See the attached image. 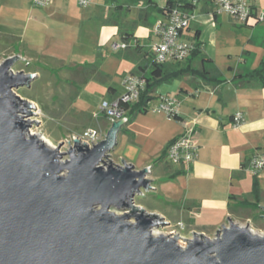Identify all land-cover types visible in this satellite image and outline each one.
Wrapping results in <instances>:
<instances>
[{
  "label": "water",
  "instance_id": "95a60500",
  "mask_svg": "<svg viewBox=\"0 0 264 264\" xmlns=\"http://www.w3.org/2000/svg\"><path fill=\"white\" fill-rule=\"evenodd\" d=\"M15 61L0 64V264H264V236L231 219L181 244L154 232L164 221L134 203L149 170L108 160L122 121L91 148L73 139L61 152L31 135V105L13 90L35 76Z\"/></svg>",
  "mask_w": 264,
  "mask_h": 264
},
{
  "label": "crops",
  "instance_id": "0c3cea01",
  "mask_svg": "<svg viewBox=\"0 0 264 264\" xmlns=\"http://www.w3.org/2000/svg\"><path fill=\"white\" fill-rule=\"evenodd\" d=\"M108 1L112 6L109 7L108 18H104L99 28V38L96 40L99 47L108 44L115 37L119 38L117 27L109 21L115 7L127 3V0H105ZM115 1L120 5H115ZM165 2L160 6L157 3L156 5L162 8ZM78 8L80 7L77 6L76 0H53L46 7L44 16L34 14L33 20L39 24L40 19L53 22L54 19L62 18L66 23L82 28L93 17L97 19L92 11L86 14L82 13L86 12L82 11L86 8L80 10ZM254 9L255 13L264 15V0H256ZM138 13L139 7H131L125 22L136 21ZM220 22L221 16H214L211 13V6L199 1L193 10L189 28L185 32L187 40L191 39L196 30L200 32L202 53L212 61V64L213 56L210 49H214L215 39L211 33L206 36V30L216 26L215 31L217 23ZM149 24L150 26L138 25L132 29L134 37L141 43L152 41L150 19ZM235 24L248 28L251 32L258 30L263 33L261 40L255 43V51L252 52V48L244 44L237 66L229 68L230 76H222L217 72L219 75L217 82L208 84L201 79L184 76L158 86L153 93V101L147 106V112L137 113L134 117H148L144 125V134L147 135L146 139L155 143L154 148L144 150L140 147L135 132L131 131L132 136L126 139V151L119 156L118 161H115L117 164L124 161L133 165L136 170H149L148 178L151 180L149 191L153 193L146 204L147 213L158 216L168 228L174 222L192 235L200 234L208 238H213L222 226L227 225L229 219L233 222H237L238 219L250 220V211L254 208L248 204L252 201L254 176L247 170V165L253 155L264 152V75L253 76L264 61V21L254 26ZM63 27L68 28L67 24ZM0 35H9L21 40L24 30L19 26H9L2 22ZM75 36L80 37L78 33ZM126 53L135 65L130 64L117 85L109 84L112 90L107 91L108 87L105 91L101 88L95 90L83 88L77 92L75 96L77 100L98 108L100 101L112 100L119 96L124 91V78L132 75L138 64L145 66L146 63L140 56L135 57L130 51ZM256 57L258 62L254 65L252 58ZM212 64L209 67H212ZM87 82L86 80L83 85ZM96 82L101 84L99 80ZM160 95L176 97L179 100L177 119L168 121L161 117L162 115L149 117V110L157 104ZM236 113H241L243 117L238 127L233 125V116ZM94 118L96 124L100 122L96 128H100L105 135L111 126L109 121L104 115L102 121H99L97 114ZM90 128L95 126L83 125L79 132ZM188 131H191L190 137L198 146L197 157L188 167L173 165L166 159L167 147ZM125 132L123 128L119 131L121 134ZM111 157L114 160L112 153ZM263 176L264 170L256 176L261 196L264 192L260 185ZM136 205L145 208L142 204ZM173 232L176 230L169 228L168 233Z\"/></svg>",
  "mask_w": 264,
  "mask_h": 264
},
{
  "label": "rangeland",
  "instance_id": "374dc122",
  "mask_svg": "<svg viewBox=\"0 0 264 264\" xmlns=\"http://www.w3.org/2000/svg\"><path fill=\"white\" fill-rule=\"evenodd\" d=\"M92 1L93 5L82 9V11H86L82 13L87 14L92 11L97 19L93 17L92 20L85 23V27L78 28L72 23H66L62 18L54 19L53 22L40 19L41 23L36 24L33 20L34 14L44 16L46 7H36L32 4V0H0V23L19 26L24 30L21 40L14 39L9 35H0V64L7 59L16 58L12 65L14 73L23 71L35 76L29 86L19 87L13 92L31 105L27 111L32 114L28 117L24 115L25 119L31 121L29 133L40 139H46L48 145L53 148L62 145L61 152L67 151L72 145L73 138L83 132H79L83 125L93 124L96 128L100 124V122L96 124L95 114L99 116V121H102L103 118V113L99 110L102 101L98 108L85 105L75 97L77 92L83 88L89 90L101 88L105 91L109 84L117 85L130 64H134L128 58L125 50L113 51L112 44L121 43L118 37L108 44L97 46L96 40L99 38L100 25L104 18H108L109 7L112 4L105 0ZM153 1L159 6L165 2V0ZM114 4L120 5L116 1ZM156 18H158L157 14L152 15L150 23L153 24ZM221 18L222 22L217 23V29L214 31L216 26L207 29L206 36L211 33L215 39V47L210 49L213 56L212 68L222 76L228 77L230 76L229 68L237 66L242 54V46L248 45L254 52L255 43L261 40L263 33L258 30L251 32L248 28L236 25L226 15H221ZM65 24L68 28L63 27ZM77 33L80 37L75 36ZM253 60L256 65L257 57L252 58ZM86 80L87 84L83 85ZM97 80L101 84L97 83ZM154 115H162L161 117L168 121L173 120H169L164 114L153 112L150 108L149 117ZM127 117L130 118V125L122 127L126 132L119 133L118 146L116 145L112 151L114 163L126 151V139L132 136L131 131L135 132L140 141V147L144 150H152L155 145L146 139L147 135L144 134V125H146L148 117L134 118L135 115L130 114H127ZM260 185L264 189V176L260 180ZM142 191L144 196H135L134 203L142 204L146 211V204L153 192ZM263 207L264 192L261 209L251 210L250 220L238 219L235 223L240 226H248L254 234L264 236ZM171 224L169 228L176 230V234L180 237V244L192 239V233L175 225L174 222ZM169 228L160 227L154 232L171 234L168 233Z\"/></svg>",
  "mask_w": 264,
  "mask_h": 264
},
{
  "label": "built area",
  "instance_id": "2783aa9c",
  "mask_svg": "<svg viewBox=\"0 0 264 264\" xmlns=\"http://www.w3.org/2000/svg\"><path fill=\"white\" fill-rule=\"evenodd\" d=\"M52 1L32 0V4L36 7H47ZM255 2L256 0H212L211 13L214 16L226 15L240 25L254 26L264 21L263 14L254 12ZM76 3L80 8H88L92 5V0H76ZM197 3V0H192V5ZM192 19L193 12L181 7H174L166 15H162L155 20L150 29L152 41L148 47L153 54V60L157 64L183 62L189 57L194 46L191 41L185 38V32L189 28ZM127 47L126 43L112 45L113 51L124 50ZM144 86L145 79L143 76L129 75L123 80L124 91L119 96L101 102L99 110L107 118L110 125L117 121H122L124 125L128 122L127 107L138 102L139 94ZM152 111L164 114L169 120L177 119L179 100L176 97L160 95L157 104L152 107ZM242 121L241 113H236L233 116L234 126L238 127ZM190 132L188 131L173 140L167 147L166 159L171 164L188 167L195 161L198 146L191 139ZM104 136L100 128H90L73 139H79L81 144L91 148L99 143ZM108 160H112V157H109ZM247 170L253 176L259 175L264 170V152L255 154L250 158ZM171 234L177 235L176 232Z\"/></svg>",
  "mask_w": 264,
  "mask_h": 264
},
{
  "label": "trees",
  "instance_id": "16d2710c",
  "mask_svg": "<svg viewBox=\"0 0 264 264\" xmlns=\"http://www.w3.org/2000/svg\"><path fill=\"white\" fill-rule=\"evenodd\" d=\"M200 0H197L199 2ZM208 6H211L212 0H202ZM196 5H192V0H166L165 5L160 8L153 0H127L124 5L116 6L113 15L110 17V24H114L118 29V36L121 43H126L128 47L124 49L126 52L137 57L140 56L145 60V66L138 64L132 72V75L143 76L145 79L144 89L139 94L137 103L128 106L130 115L134 116L137 113L147 112L148 104L154 99L153 93L163 83H169L173 80H178L184 76H191L193 78L201 79L208 84L213 81L217 82L219 75L217 71L209 67L212 61L206 58L201 50V43L199 41L200 32L196 30L189 41L192 42L194 49L191 51L189 57L183 62H166L157 64L153 60V54L150 51L149 43H141L133 35V28L138 25L150 26L149 19L152 15H166L174 7H181L185 10L193 12ZM131 7H139L138 18L131 23L125 22L129 16ZM131 27H130V26ZM264 75V61L261 63V68L253 73L254 77H263ZM108 86L107 91L112 90ZM130 118H128V124ZM125 124V125H126ZM252 201L251 205L254 209H261L262 201L261 190L257 177L254 176L253 186L251 190Z\"/></svg>",
  "mask_w": 264,
  "mask_h": 264
},
{
  "label": "bare ground",
  "instance_id": "6f19581e",
  "mask_svg": "<svg viewBox=\"0 0 264 264\" xmlns=\"http://www.w3.org/2000/svg\"><path fill=\"white\" fill-rule=\"evenodd\" d=\"M31 135H32V134H31ZM39 139H40V138H39ZM41 139H42V138H41ZM41 139H40V140H41ZM41 141L44 142L46 145L49 144L48 141H47L46 139H42ZM48 146H49V145H48ZM50 147H51V146H50ZM51 148H53V147H51Z\"/></svg>",
  "mask_w": 264,
  "mask_h": 264
}]
</instances>
